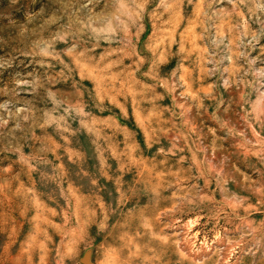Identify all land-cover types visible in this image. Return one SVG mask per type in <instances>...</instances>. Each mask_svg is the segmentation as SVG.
Returning a JSON list of instances; mask_svg holds the SVG:
<instances>
[{"label": "rangeland", "instance_id": "374dc122", "mask_svg": "<svg viewBox=\"0 0 264 264\" xmlns=\"http://www.w3.org/2000/svg\"><path fill=\"white\" fill-rule=\"evenodd\" d=\"M264 264V0H0V264Z\"/></svg>", "mask_w": 264, "mask_h": 264}, {"label": "water", "instance_id": "95a60500", "mask_svg": "<svg viewBox=\"0 0 264 264\" xmlns=\"http://www.w3.org/2000/svg\"><path fill=\"white\" fill-rule=\"evenodd\" d=\"M82 263H83V264H88V259H87V258H84V259L82 260Z\"/></svg>", "mask_w": 264, "mask_h": 264}]
</instances>
